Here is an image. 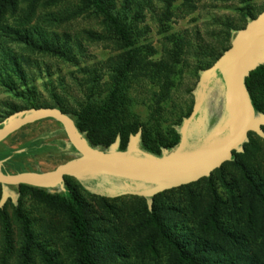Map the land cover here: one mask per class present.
Listing matches in <instances>:
<instances>
[{"label": "rangeland", "instance_id": "1", "mask_svg": "<svg viewBox=\"0 0 264 264\" xmlns=\"http://www.w3.org/2000/svg\"><path fill=\"white\" fill-rule=\"evenodd\" d=\"M20 1L22 2L19 11L21 16L28 8L30 0ZM110 1L107 0L110 10L122 26L132 33V47L126 46L117 36H112L103 17L96 15L92 10L83 13L77 19L71 17L65 23L51 27L52 33H57L62 43L65 42L64 39L70 42L73 61L66 60L68 54L64 57L42 56L43 54L27 51L12 44L10 50L13 57L20 59V56H24L28 60V65L24 67L25 73L18 71V74L10 78L7 74V65L11 59L6 56L5 65L0 63V125L12 115L32 109H61L55 106L60 100H63L68 108H74L77 113H84L89 109H93L96 113L115 99L110 105L115 112L105 115L103 120L109 127H113L114 122L117 121L115 124L126 129L137 128L125 139V149L129 144L130 136L139 131L142 142L144 139L154 140V136L159 132L164 138L171 140L174 137L172 128L178 129L193 110L200 72L211 67L231 46L233 39L231 30L244 29L249 22L245 16V5L241 0H174L172 5H168L167 0ZM42 2H47L38 11L39 17L43 14V22L35 17L31 27V19L27 16L17 23L33 31L46 29L49 32L50 24L46 23L47 16L52 15L59 21H63L66 14L62 11L54 12V10L62 9L58 8L56 3H67L64 9H72L77 4V0H42ZM45 10L48 11L45 12ZM250 10L255 17H258L264 11V0H252ZM6 16L9 19L8 23L15 25L17 13L13 15V18L10 13ZM4 32L6 37L9 31ZM8 38L11 37L8 36ZM127 52L133 55L134 63L121 77V83L114 82L110 79L109 72L114 71L120 62H128ZM148 66L149 70L146 69ZM117 72L120 74V71ZM96 74L102 76L100 78L103 87L105 82L110 81L100 95L97 94L99 89L94 92L93 87V78L97 76ZM221 84L222 81L217 79L211 85V92L206 101V113L203 114L205 119L203 118L202 128L191 129L193 141L199 140L200 135L211 132L222 118ZM259 92L264 101V89L259 87ZM66 111L70 115L77 116L69 110ZM39 137L68 142L62 127L54 120L45 119L21 128L2 143L17 149L25 142ZM99 137L102 141L100 146L104 147L103 149H108L117 138L120 139L121 148V133L109 145H105L108 142L105 129L99 131ZM263 140L264 138L250 132L248 141L243 145V152H235L238 155L247 152L241 159L242 165H227L224 171L214 176L213 187L210 182H207L196 185L195 188L191 186L193 188H186L184 191L189 193L191 190L194 192L199 190L205 193L207 190L208 198V194L214 189L223 190L224 181L230 185L234 184L233 188L238 192L237 184L246 176L256 174L264 178ZM62 151L67 155L46 153L37 158H29L27 169L50 171L66 162L68 158L78 155L75 152ZM244 165L245 168H243ZM74 179L77 181L76 178ZM75 180H73L74 183ZM100 182L107 186L102 193H110L123 185L122 181L113 179H100ZM17 188L19 187L13 186L11 191L9 189L10 195L4 202L2 199L5 192L0 193V208L2 207L5 213L0 216V264H21L22 262V252L26 243L21 225L14 214V203L17 198L22 199V210L31 223L33 238L47 251L53 253L55 264H75L68 223L60 219L61 211L50 202L40 200L31 188H23L21 185L19 189ZM58 190H60L59 187L53 188V192ZM81 194L98 224L97 228L104 221L110 223L112 218L102 210L99 200L92 199L83 191ZM171 195L176 196L177 193L173 192ZM122 207L117 205L119 215L122 213ZM129 208L126 206L125 213H128ZM1 217L4 220L9 219V224H5ZM134 225V223L126 224L118 232H114L118 226L110 223L107 228L112 231V234L105 232V240L109 243L117 241L123 244L132 259L137 261L135 240L138 233L131 231ZM30 252L32 253L30 264H45L39 251L31 250ZM101 259L105 264H133L132 261L123 260L119 252L108 246L102 252Z\"/></svg>", "mask_w": 264, "mask_h": 264}, {"label": "trees", "instance_id": "2", "mask_svg": "<svg viewBox=\"0 0 264 264\" xmlns=\"http://www.w3.org/2000/svg\"><path fill=\"white\" fill-rule=\"evenodd\" d=\"M132 1L130 0V2ZM173 1L167 0V4L172 5ZM241 1L245 5L247 19L249 21L255 19L256 17L250 10L252 0ZM29 3L28 8L20 16L19 11L22 6L20 0H0V63L5 65L6 56L11 59L9 65L6 64L8 66L7 74L10 78L14 74H18V71L25 73L24 67L28 65V60L24 56H20V59L25 61L13 57L10 50L12 44L27 51L43 54L42 56L64 57L68 54L66 60L73 61V50L69 47L70 42L64 39L65 42L62 43L60 36L57 33H52L51 27L56 24L59 26L71 17L77 19L90 10L103 17L104 23L112 32V36H117L126 46L132 47L131 31L122 26L116 15L110 10L107 0H77L76 6L72 9H64V5L67 4L65 2L56 3V6L62 9L54 10V12L62 11L66 14L63 21H59L52 15L51 17L47 16L46 23L50 24L49 32L46 29L33 31L27 26L17 23L27 16L31 19V27L35 17L38 18V21L43 22V14L39 17L38 11L47 2L30 0ZM8 13L11 14V18L17 13L18 18L14 20L15 25L8 23L9 19L6 16ZM5 30L9 31L6 37H4ZM237 32L231 30L232 37ZM126 57L128 62H120L114 71L109 72L110 79L114 82L121 83V77L134 63V57L129 52H127ZM146 69L149 70L150 67L148 66ZM117 71H120V74ZM100 77L102 78L98 74L93 78L94 92L99 89L98 95L110 83V81L105 82L103 87ZM246 86L255 110L264 112V101L259 92V87L264 89V64L250 73L246 79ZM115 95L116 92L114 91L113 96L115 97ZM117 100L120 101L119 96ZM113 101L115 99L110 101V105ZM110 105L100 108L96 113L93 112V109L84 113H77L74 108L70 107L73 110L68 108L63 100H60L55 106H59L64 113L74 119L78 129L85 134L84 136L93 147L104 148L100 146L102 141L99 137V131L105 129L108 137V142L105 145L114 142L116 136L121 133L120 149L125 150V139L137 128L126 129L115 124L117 121L114 122L113 127L107 126L103 120L105 115H111V112H115ZM66 110L75 113L77 116L70 115ZM114 116L116 117L115 113ZM58 124L61 126L60 123ZM172 131L174 137L171 140L164 138L159 132L154 136V140L144 139V142L141 141V148L156 156H161L163 149L171 151L181 139L179 127L178 129L172 128ZM201 137L203 135H200ZM62 150L77 153L71 145L69 146L63 140H47V138L39 137L25 142L17 149L6 146L0 147V160L9 162L16 172H23L30 170L27 169L28 158L46 153L49 155L55 153L67 155ZM246 153L238 155L234 152L232 160L223 164L210 177L159 193L153 198H149L151 203H149L148 198L140 196L126 195L110 198L98 194L105 191L107 186L101 184L100 179L95 176H84L81 182L76 181L73 177H66L65 190L59 187L60 190L54 192L53 188H39L26 184H21V186L31 188L40 200L50 202L62 212H59L61 214L60 219H64L68 223V234L72 242L71 248L75 264H105L101 255L107 246L119 252L123 260L132 261L133 264H264V178L256 174L246 176L237 184L238 192L234 190V184L230 185L224 181V184L222 183L224 185L223 190L214 189L208 194V198L206 197L207 190L205 193H201L199 190L197 192L191 190L189 193L184 191L186 188H195L196 185L207 182H210L213 187L215 185L214 176L224 171L227 165H242L241 159ZM67 160H71V158ZM255 167L257 166L255 165ZM82 191L92 199L99 200V203L102 204L99 206L112 218L110 223H115L118 226L114 232H118L126 224H135L131 231L138 233L137 240H135L137 261L132 259V256L124 249L123 244L117 243V241L109 243L105 240V232L112 234V231L107 228L110 223L104 221L97 228L98 224L89 211V206L81 194ZM173 192H176L177 195L172 196ZM117 205L123 206L121 215L117 213ZM126 206L130 207L128 213H125ZM3 211L0 209V216L5 214ZM14 214L21 225L26 243L22 252L21 264H30L31 250L39 251L45 264H55L53 253L47 251L33 238L31 223L22 210L21 198H18L17 204L14 205ZM2 220L4 219L2 218ZM4 221L5 224H9V219Z\"/></svg>", "mask_w": 264, "mask_h": 264}, {"label": "water", "instance_id": "3", "mask_svg": "<svg viewBox=\"0 0 264 264\" xmlns=\"http://www.w3.org/2000/svg\"><path fill=\"white\" fill-rule=\"evenodd\" d=\"M263 64L264 11L239 30L231 46L211 67L201 72L193 110L179 127L180 142L171 151L163 149L161 156L141 148L140 131L130 136L124 151L120 150L119 138L108 149L93 147L74 119L59 108L32 109L12 115L0 125V142L27 125L51 119L61 124L68 145L78 155L50 171L7 173L2 171L5 161L0 160V184L6 185L2 202L10 195L8 185L26 184L65 190L66 177L76 178L80 182L84 176L122 181L123 185L110 193L98 194L111 198L134 195L148 199L210 177L223 164L232 160L234 152H243L250 132L264 138V113L255 110L246 86L250 73ZM217 79L222 81L224 113L211 132L193 141L191 129L202 128L206 101L211 85Z\"/></svg>", "mask_w": 264, "mask_h": 264}, {"label": "flooded vegetation", "instance_id": "4", "mask_svg": "<svg viewBox=\"0 0 264 264\" xmlns=\"http://www.w3.org/2000/svg\"><path fill=\"white\" fill-rule=\"evenodd\" d=\"M14 134V133H13ZM12 134V135H13ZM12 135H10L9 137H11ZM9 137H7L6 139H8ZM5 139V140H6ZM4 140V141H5ZM4 141H2V142H4ZM2 142H0V144H2V145H0V147H3V146H6V147H8V148H12V149H15V148H13V147H10V146H7V145H5V144H3ZM39 156H42V155H39ZM38 156H36V157H31V158H37ZM29 159V158H28ZM72 159V158H71ZM68 161V160H67ZM2 171H4V172H15V173H17L16 172V170L12 167V166H10V163L9 162H4L3 163V167H2ZM0 193L2 194L3 192H4V188H5V186L6 185H3V184H0ZM13 186H18L19 188H20V185H13ZM13 186H10V185H8L7 187L10 189V191H11V189H12V187ZM19 188H17V189H19ZM19 191V190H18ZM17 202H18V198H17V200H16V203H14V205L15 204H17ZM2 208V207H1ZM0 208V209H1Z\"/></svg>", "mask_w": 264, "mask_h": 264}, {"label": "bare ground", "instance_id": "5", "mask_svg": "<svg viewBox=\"0 0 264 264\" xmlns=\"http://www.w3.org/2000/svg\"><path fill=\"white\" fill-rule=\"evenodd\" d=\"M221 107H222V112L224 113V102H223ZM210 113H211V111H210Z\"/></svg>", "mask_w": 264, "mask_h": 264}]
</instances>
